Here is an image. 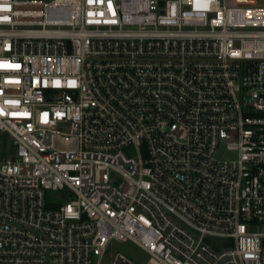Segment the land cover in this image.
I'll use <instances>...</instances> for the list:
<instances>
[{
  "label": "built area",
  "instance_id": "built-area-1",
  "mask_svg": "<svg viewBox=\"0 0 264 264\" xmlns=\"http://www.w3.org/2000/svg\"><path fill=\"white\" fill-rule=\"evenodd\" d=\"M0 132V264H264L258 0H0Z\"/></svg>",
  "mask_w": 264,
  "mask_h": 264
},
{
  "label": "rangeland",
  "instance_id": "rangeland-1",
  "mask_svg": "<svg viewBox=\"0 0 264 264\" xmlns=\"http://www.w3.org/2000/svg\"><path fill=\"white\" fill-rule=\"evenodd\" d=\"M258 3L264 7V0H258ZM12 139L9 135L0 132V159H9L11 156V145ZM223 158H231L232 155L229 153H223ZM117 253H122L133 260L136 264H147L149 256L145 251L138 247L133 242H117L114 241L107 253V257L116 255ZM107 262V260H106Z\"/></svg>",
  "mask_w": 264,
  "mask_h": 264
},
{
  "label": "water",
  "instance_id": "water-1",
  "mask_svg": "<svg viewBox=\"0 0 264 264\" xmlns=\"http://www.w3.org/2000/svg\"><path fill=\"white\" fill-rule=\"evenodd\" d=\"M235 3H240V4H255L256 0H234Z\"/></svg>",
  "mask_w": 264,
  "mask_h": 264
}]
</instances>
